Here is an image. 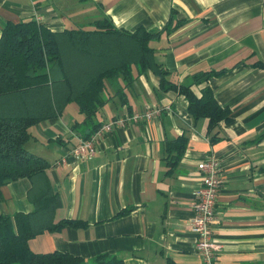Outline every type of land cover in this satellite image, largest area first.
<instances>
[{"label": "crops", "instance_id": "crops-1", "mask_svg": "<svg viewBox=\"0 0 264 264\" xmlns=\"http://www.w3.org/2000/svg\"><path fill=\"white\" fill-rule=\"evenodd\" d=\"M171 9L187 22L154 43L156 60L198 97L205 84L213 88L230 120L209 131L207 118L189 114L184 95L159 90L155 74L137 75L133 67L126 101L110 97L96 121L156 105L161 113L114 129L92 156L57 163L90 132L75 102L36 123L25 145L49 163L54 220L85 225L44 231L28 241L31 251L86 261L108 254L123 264H202L190 222L202 180L197 164L211 155L222 176L213 230L218 262L264 264V0H0V36L7 23L31 18L52 31L87 27L103 16L127 31L151 30L164 26ZM202 70L220 73L196 85L192 73ZM180 136L184 149L172 165L175 151L167 152L166 143ZM29 186L27 178L2 185L0 214L32 210Z\"/></svg>", "mask_w": 264, "mask_h": 264}, {"label": "trees", "instance_id": "trees-1", "mask_svg": "<svg viewBox=\"0 0 264 264\" xmlns=\"http://www.w3.org/2000/svg\"><path fill=\"white\" fill-rule=\"evenodd\" d=\"M186 22L171 9L164 26L151 30L117 28L107 16L87 27L62 31H52L34 18L4 26L0 36V188L10 181L29 179L26 194L33 209L0 214V264H123L108 254L86 261L67 252L30 250L28 241L44 231L85 223L54 220L57 195L46 175L49 163L25 143L33 125L57 116L70 102L78 105L83 124L90 127L86 138L100 125L96 115L108 99L117 95L125 102V89L136 74L148 71L157 76L159 90L184 95L189 114L195 119L207 118L209 131L220 121H229L230 109L219 105L213 88L205 84L198 97L189 86L175 82L173 74L155 58L154 43ZM219 73L196 71L193 83L204 84ZM110 86L113 93L109 96ZM185 140L180 136L166 143L167 152L175 151L169 164L180 156Z\"/></svg>", "mask_w": 264, "mask_h": 264}, {"label": "built area", "instance_id": "built-area-1", "mask_svg": "<svg viewBox=\"0 0 264 264\" xmlns=\"http://www.w3.org/2000/svg\"><path fill=\"white\" fill-rule=\"evenodd\" d=\"M161 107L158 105L127 113L110 121L102 122L86 138L80 137L78 143L69 149L57 163L65 162L66 157L75 160L92 156L96 145L104 136L116 128H124L140 122H149L158 117ZM202 174V180L194 192V217L190 222V230L195 235L194 249L201 257L202 264H219L218 247L213 239V230L217 224V195L222 183V176L218 161L211 155L206 156L197 164Z\"/></svg>", "mask_w": 264, "mask_h": 264}]
</instances>
